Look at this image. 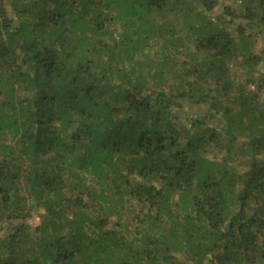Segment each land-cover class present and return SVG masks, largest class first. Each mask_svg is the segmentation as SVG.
I'll return each instance as SVG.
<instances>
[{"label":"trees","instance_id":"obj_1","mask_svg":"<svg viewBox=\"0 0 264 264\" xmlns=\"http://www.w3.org/2000/svg\"><path fill=\"white\" fill-rule=\"evenodd\" d=\"M182 1L0 0V264H264V0Z\"/></svg>","mask_w":264,"mask_h":264},{"label":"rangeland","instance_id":"obj_2","mask_svg":"<svg viewBox=\"0 0 264 264\" xmlns=\"http://www.w3.org/2000/svg\"><path fill=\"white\" fill-rule=\"evenodd\" d=\"M218 1L221 3V5L229 7L231 9V11L234 14H237V16H238L239 14L244 12L245 5H246L248 0H218ZM181 5H182L181 7H183L184 10L188 11V18H190L192 20H194L197 17L198 12L201 13L204 11L202 6L200 4H198L196 0H183ZM222 11L223 10L220 7H215L212 11L206 12L207 13L206 17L208 19L215 20V18L217 19L216 16L221 14ZM184 16H185L184 13H182L180 15L179 19H184L185 18ZM228 18H230V17H228ZM234 21L236 23H239L242 20L240 18H236V19H234ZM214 22L217 23V20H215ZM229 30L231 33H233V35L236 36V38L240 44V47H243L245 44V41H242L240 39L238 33L233 28H231V26H229ZM251 41H252V45L250 44L251 45L250 50H252V52L257 54V50L260 47V44H259L260 39H257V37H254L253 39H251ZM236 67L240 71L239 74L242 75V78H244L245 74L246 75L249 74V68L247 66H245L244 64H241L239 66L237 65ZM13 222L15 223V221H13ZM40 222H41V218L39 217V215L36 212L32 213V215H30L26 219V223L29 224L32 228L37 226ZM5 227H6V221L0 220V235L4 233Z\"/></svg>","mask_w":264,"mask_h":264}]
</instances>
